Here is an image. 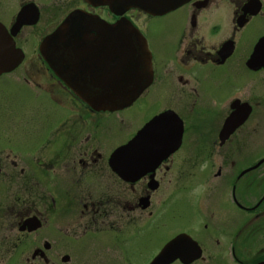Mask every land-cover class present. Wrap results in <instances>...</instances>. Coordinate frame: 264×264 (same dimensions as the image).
Wrapping results in <instances>:
<instances>
[{
    "label": "flooded vegetation",
    "instance_id": "af4514ba",
    "mask_svg": "<svg viewBox=\"0 0 264 264\" xmlns=\"http://www.w3.org/2000/svg\"><path fill=\"white\" fill-rule=\"evenodd\" d=\"M80 3L82 10L99 15L104 19L102 23L108 26L92 30L85 40L97 59L101 52L108 54L109 48L111 55L119 53L118 46L108 43L119 33L115 28L125 17L143 34L151 54V73L143 77V90L133 104L143 102L153 112L135 133L127 138L122 135L111 144L118 137L111 132L117 125L113 127V123H106L107 126L112 124L108 134L100 135L99 130L107 119L87 117L92 114L113 116L114 113L94 111L93 106L77 94L76 88L49 68L39 53L46 66L45 73L42 70L40 73L47 75V84L67 95L66 104H61H71L75 112L84 108L88 114L85 119L57 118L42 122L35 146H22L26 139L23 133L4 137L5 142L0 145V190L6 186L14 195L18 192H13V188L22 189V196H16L13 201L9 197L7 203H0V224L5 223L0 225V233L5 236L0 243V264L11 262V251L29 245L31 255L28 254L24 261L26 264L75 262L78 216L86 221L82 224V232L93 225L108 226L110 220L124 217L125 212L132 215L130 221H139L142 217L137 212L155 205L160 187L175 183L173 169L177 178L186 177L188 159L182 158L183 152H194L186 147L189 139L198 145L196 154L202 151L204 157L223 163L222 166L228 159L232 168L225 173L231 188L229 207L235 213L236 210L243 213L238 225L230 220L228 227L231 239L227 251L231 252L232 262L264 264V244L252 249L247 241H242L244 231H251L254 221L258 222L257 230H264V153L255 161L244 162L245 156L256 150L254 141L261 144L259 150L264 151V135L259 137L264 131V0H185L161 14L133 8L121 15L112 12L108 6H94L84 0ZM21 10L26 11L27 19L37 12L40 21L42 10L38 3L21 2L18 12ZM97 10L101 14L95 13ZM16 17L17 14L9 28L15 24ZM92 59L94 57L88 63L75 59L71 68L87 72L84 66L99 67L100 63ZM141 116L144 117V113ZM159 116L163 120L154 126L159 137L154 138L151 149L152 155L158 157L150 164L138 163L125 168L120 147ZM178 119L183 126L182 132ZM226 119L245 120L232 124L230 133H223ZM120 122L123 124L124 121ZM195 124L199 125V131ZM60 132H64L63 135ZM79 136L84 137L79 139ZM16 142L21 147H16ZM5 145L15 148H4ZM175 145L178 146L174 148ZM114 160H117L116 166ZM217 168L216 178L223 175L219 164ZM205 188L209 189L207 184ZM69 191H74L73 196ZM201 204L209 214L203 225V230H208L215 213L205 202ZM147 219L152 220L150 215ZM150 221L148 226H151ZM63 224H69L68 229ZM114 225V221L109 223L111 229ZM216 226L222 233L224 227ZM13 234L16 238H12ZM60 238L67 242L61 244ZM197 241L203 251L202 259L191 264L208 260L213 255L211 252L204 256L207 245ZM215 263L219 264L218 261L210 262ZM172 264L183 263L176 260Z\"/></svg>",
    "mask_w": 264,
    "mask_h": 264
},
{
    "label": "rangeland",
    "instance_id": "374dc122",
    "mask_svg": "<svg viewBox=\"0 0 264 264\" xmlns=\"http://www.w3.org/2000/svg\"><path fill=\"white\" fill-rule=\"evenodd\" d=\"M25 1L38 3L42 10L41 19L34 26H23L17 33L15 36L16 46L23 50L24 58L12 71L0 75V145L5 142L3 141L5 136L15 137L13 134L18 132L19 134L23 133L24 137L26 136L27 140L25 139L22 142L23 147L27 145L35 146L38 143L36 141L42 122L57 118L85 119L84 117L88 114L85 113L84 108L80 107V110L75 112L71 109V104L62 105L66 104L67 95L58 88L49 86L47 75L43 76L40 73V70L45 73L44 68L46 67L39 55L40 41L47 33L52 32L55 26L63 21L69 13L81 9L80 0H0V22L9 28L13 17L19 10L20 3ZM95 13L101 14V11L97 10ZM132 16L136 18L135 13H132ZM97 112L114 113L113 116L92 114L87 117V119H107L103 121L101 129H98L102 133L100 135L106 134L112 125L107 126L106 123H113V127L117 125L111 131L118 135L111 142L113 144L122 135L127 138L135 133L141 122L148 119L153 111L151 112V108L140 102L136 105L131 103L121 109H105ZM143 113L144 117L141 116ZM121 120L124 121L123 124L120 122ZM193 121L194 119H192ZM196 121L197 119H195ZM195 125L197 131H199V125ZM191 130L195 131V128L192 127ZM60 133V135H63L64 132ZM263 135L264 131L259 133V137ZM83 137L79 136L78 138L83 139ZM253 141L252 139L249 143L251 144ZM89 142L91 143V139ZM256 143L254 141L256 150L245 156L247 158L244 161L245 163L251 159L255 161L260 155H263L264 151L259 150L261 144L257 145L258 143ZM12 146L5 145L3 147L15 148V146ZM17 146L21 147L20 143L16 142ZM197 146L195 142L192 144V140L189 139L186 147L187 149H193L194 152L189 151L188 153L187 150L183 152L184 156L182 158L188 159L186 177L177 178L176 170L173 169L175 183L160 187L156 192L155 205L152 204L147 210L137 212L142 217L139 221H130L132 215L128 216L125 212L124 217L120 216L114 218V220L107 219L110 220L108 226L105 224L93 225L86 232H82V229H84L82 224L86 221L79 219L78 216L75 229V232L77 231L76 258L75 262L70 264H148L167 242L183 233L197 243V240H199L207 245L204 250L208 251L204 252V256L213 253L209 258L211 261L209 259L199 260L193 264H210L213 261H218L219 264H234L231 252L227 251L231 239L229 238L230 231H228V227L230 220L238 225L241 222L240 219L243 217V213L236 210V214L232 207H229L231 188L229 187V178L226 177L225 173H229L232 168L228 159L225 161L227 164L222 166L223 163L220 164L212 158L204 157L201 154L202 151L197 152L202 156L196 154ZM215 163L216 166L214 167ZM218 164L222 167L223 175L216 178L214 174L218 169ZM36 175L41 177L37 172ZM206 184L209 189L205 188ZM10 187H12V184H10ZM74 191H77V189ZM74 191L68 193L72 195ZM13 192L18 193L12 195L6 186H2L0 203H7L9 197L10 201H13L16 196H22V189L18 191L17 188H13ZM202 202H205L215 213L214 218L212 216L210 219L211 225L208 230H203V225H206L209 214L202 208ZM223 203H225V207H223ZM238 213H240V216ZM148 215L151 216V221L147 219ZM112 221L115 222L113 229L109 226ZM149 221L151 226L147 225ZM216 224L224 227L222 233L219 232ZM0 225H5V223ZM68 225L63 224L62 226L68 229ZM257 225L258 222L254 221L250 227L251 231L246 232L245 230L242 236V241H247L248 246H251L252 249L259 248L260 245L264 244V230H257ZM95 230L99 231L95 232ZM204 231L208 232L209 235ZM4 237L0 233V243H2ZM33 237H36V234ZM12 238H16V235L13 234ZM62 238H60V243H66V239ZM251 253L255 254L256 252ZM28 254L31 255L30 245L20 247L19 250H13L10 255L11 262L8 264H26L24 261H26ZM198 259H202L201 256Z\"/></svg>",
    "mask_w": 264,
    "mask_h": 264
},
{
    "label": "water",
    "instance_id": "95a60500",
    "mask_svg": "<svg viewBox=\"0 0 264 264\" xmlns=\"http://www.w3.org/2000/svg\"><path fill=\"white\" fill-rule=\"evenodd\" d=\"M87 1L95 6L108 5L115 14L120 15L132 7L140 8L149 13L161 14L179 6L185 0ZM32 16L31 19L35 20L28 21L26 11L21 10L10 30L0 23V75L12 71L24 58V52L16 46L14 37L24 24L34 23L37 20V12L34 11ZM106 28H108L107 24L102 23L100 17L82 10H76L70 13L63 23L44 39L40 46V51L51 68L71 87L76 88L77 93L97 110L121 109L133 103L143 90V77L150 74L151 69L150 53L146 39L128 21H123L119 27L115 28L119 33H116L115 39L110 40L108 43L111 45V42H114L119 47V53L114 56L111 55L109 50L108 54L105 52V54L99 55L97 59L100 63L98 72L88 73L78 70V68L76 71V68H71L75 59L76 61L82 60L87 52L94 53L88 49L87 42L84 41V45L80 42L75 43L72 36L80 37L84 34V31ZM70 41L73 42L74 46L67 45ZM60 43H64L66 46L61 47ZM122 43H129L130 47H124ZM137 45H141L142 48H138ZM258 50H261V44L258 45ZM84 68L88 67L84 66ZM160 117L154 118L129 143L121 147V155L124 156L126 163L125 168L128 166L127 163H132V161L126 159L136 155L141 158L143 163L151 162L150 158L153 155L150 154V148L152 147L150 144L153 143L154 138H157L154 126L163 120ZM244 120L227 119L224 130L228 132L232 124ZM174 125L173 131H175ZM180 131L182 132V128ZM114 163L116 164V160H114ZM187 245H194L195 247L190 251L184 250ZM200 253V248L191 237L187 234H180L169 241L150 264H170L177 258L189 263L199 258ZM185 255L188 257L187 259Z\"/></svg>",
    "mask_w": 264,
    "mask_h": 264
},
{
    "label": "bare ground",
    "instance_id": "6f19581e",
    "mask_svg": "<svg viewBox=\"0 0 264 264\" xmlns=\"http://www.w3.org/2000/svg\"><path fill=\"white\" fill-rule=\"evenodd\" d=\"M62 36H64V34H62ZM91 36V31H84V34L83 35H81L80 37H78V36H74L72 39H73V42H75V43H79L80 42V44L82 43L83 45H84V41L86 40V39H88L89 37ZM70 38V37H69ZM58 42V41H57ZM73 42H68L67 43V45L68 46H74V44H73ZM114 43V42H113ZM119 43V42H118ZM88 45H90L89 43H87ZM61 47H65L66 46V44H64V43H60L59 44ZM122 45L124 46V47H130L129 46V43H122ZM92 47H94L93 45H92ZM137 47L138 48H142V46L141 45H137ZM83 48H85V47H83ZM123 48V47H122ZM110 50H111V48H109ZM90 50V49H89ZM113 51H115V49L113 50ZM103 52H104V50H103ZM104 53H100L99 55H103ZM92 57H94V59H92L93 61H97V58L94 56V54H91L90 52H87V54H86V56H84V57H82V60L86 63H88V62H91V58ZM99 62V61H98ZM262 62V61H261ZM260 62V63H261ZM150 66H151V64H150ZM99 68L100 67H98V66H93L92 68H91V66L90 67H88L87 68V72L88 73H91V72H98V70H99ZM77 70V68L75 69V71ZM79 70V69H78ZM77 72H82V71H77ZM150 73H151V69H150Z\"/></svg>",
    "mask_w": 264,
    "mask_h": 264
}]
</instances>
